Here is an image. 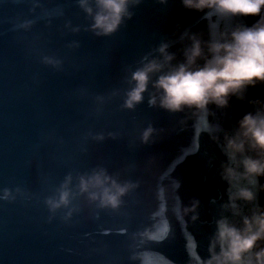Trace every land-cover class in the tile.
<instances>
[{"label": "water", "instance_id": "water-1", "mask_svg": "<svg viewBox=\"0 0 264 264\" xmlns=\"http://www.w3.org/2000/svg\"><path fill=\"white\" fill-rule=\"evenodd\" d=\"M42 2L50 9L63 8L64 16L54 18L51 28L40 21L31 33H23L12 31L13 21L17 16L34 19L30 5L0 0V189L20 186L47 195L46 178L58 185L70 170L87 171L98 164L109 172H122L123 179L140 181V187L127 198L122 210L127 215L101 213L94 220L85 211L71 227L59 219L48 224L42 203L0 201V264H199L207 255L213 218L227 199V185L217 175L226 158L211 139L213 125L230 128L250 106L234 101L230 112L217 111L215 117H184L150 108L147 100L135 112L120 111L122 101L114 99L97 118L90 115L95 107L91 96L81 100L76 93L86 87L90 94H107L121 87L129 65L159 44L161 37H171L176 24L192 25L200 14L185 11L179 0H171L166 9L145 0L134 9L136 15L126 28L111 38H96L64 29L67 21L73 26L87 23L76 0ZM205 23L193 30L205 28ZM37 35L40 40L33 39ZM24 36L28 39L20 38ZM74 40L81 48L70 52L66 45ZM36 49L64 58L66 70L58 73L40 64ZM37 74L39 83L33 80ZM250 96L264 100V88L251 90ZM149 122L166 132L157 143L142 146L138 137ZM89 130L117 132L121 138L102 144L88 141L83 153L82 137ZM132 140L135 148L129 147ZM212 156L216 160L209 170ZM133 164L135 169L124 173ZM193 198L202 201L201 220L195 226L186 224L177 211L181 200L187 205ZM260 202L264 204V193ZM152 225L166 231L167 238L143 244L130 239L132 233ZM133 255L138 258L133 260Z\"/></svg>", "mask_w": 264, "mask_h": 264}, {"label": "clouds", "instance_id": "clouds-1", "mask_svg": "<svg viewBox=\"0 0 264 264\" xmlns=\"http://www.w3.org/2000/svg\"><path fill=\"white\" fill-rule=\"evenodd\" d=\"M12 2L28 3L29 13L35 17L17 16L12 28L15 32L31 33L40 21H46V27L51 28L54 18L64 16L63 8L50 9L42 0ZM154 2L166 9L171 0ZM144 3L145 0H76L87 23L73 26L67 21L64 29L74 35L83 31L96 38H111L127 27L136 15L134 9ZM179 3L185 11L200 14L194 24L187 27L176 24L171 37H161L159 44L151 46L134 65L125 69L121 87L107 94H90L85 87L78 89L76 95L81 100L91 96L95 107L90 115L97 118L104 115L105 105L114 99L122 101L120 111L135 112L147 100L150 108L163 110L170 116L191 114L205 118L215 117L217 111L230 112L234 101L248 104L251 110L237 118L230 128L213 125L215 134L211 139L226 158L220 161L217 175L219 182L227 185V199L219 205L213 218L207 255L199 259V264H264V204L260 202V195L264 193V100L250 96L251 90L264 88V0H179ZM249 18H254L251 24ZM201 22H206L205 28L194 31ZM20 38L28 39L27 36ZM33 39L40 40L41 36ZM177 45L179 48L173 51ZM66 47L75 52L81 44L74 40ZM34 56L55 72L66 70L65 59L55 53L36 49ZM33 80L39 83L38 74ZM183 122L180 119L178 124ZM180 130L184 129L180 127ZM165 132L164 128L157 129L149 122L140 131V145L157 143V138ZM120 138L117 132L89 130L82 137L80 151L87 153L83 145L88 141L102 144ZM64 143L61 139L60 144ZM136 146L135 140L129 142L130 148ZM215 160L212 156L207 161L209 170ZM135 167L133 164L123 171L128 173ZM122 175L120 171L109 172L103 164L87 171L72 169L58 185L51 178L45 179L47 195L20 186L6 187L0 189V201L42 203L48 212V224L59 219L71 227L75 218L85 211L94 220L101 213L127 215L122 210L127 207V198L133 197L140 187V181L123 179ZM176 187H181L178 180ZM201 207L202 201L193 198L187 205L181 200L177 211L180 219L195 226L201 220ZM166 238L167 232L155 225L130 236L139 244L160 243Z\"/></svg>", "mask_w": 264, "mask_h": 264}]
</instances>
